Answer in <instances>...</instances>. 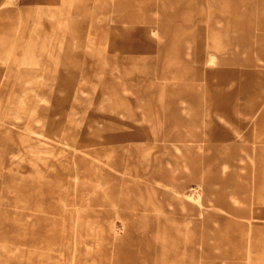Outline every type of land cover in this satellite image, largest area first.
<instances>
[{
  "label": "rangeland",
  "instance_id": "rangeland-1",
  "mask_svg": "<svg viewBox=\"0 0 264 264\" xmlns=\"http://www.w3.org/2000/svg\"><path fill=\"white\" fill-rule=\"evenodd\" d=\"M239 8L241 10L240 5ZM240 10L237 3H231V0H22L14 11L0 15V48L3 49L1 51L4 58L7 57L6 66L0 61V87L12 91L15 77L19 74V65H27L25 62L35 57L34 64L43 69L38 84L40 91L56 96L52 107L60 112L57 113V119L61 120L65 116L64 127L68 128L71 144L83 135L87 137L85 143L90 145L82 149L92 168H97L103 160L106 162L113 157H123L115 170L108 166L97 168L99 173L90 170L92 183L104 184V190L111 192L113 196L119 195L125 205L132 207L130 212L157 215L155 208H161V195L156 189L160 186L150 179H153L151 177L158 168H163V157L176 162L171 155V142L183 144L184 141L178 140L185 135L180 119L175 115L170 117L168 112L164 113V109L161 112L154 110L159 100L171 98L168 92L179 86L188 95L191 96L192 93L190 98L194 100L199 99L208 106L212 102L209 106L212 108L215 107L216 100L221 104L228 102V113L233 102L239 101L235 96L246 93L247 98L254 92L255 78L248 72L252 67L246 60L230 53L232 50H227L235 44L232 37L237 36V32L233 31L231 24ZM216 16L222 18L220 24L214 22ZM148 24L159 28V45H147L145 40L140 42L134 38L132 44L137 47L129 48L126 52L122 49L111 51L110 43L115 35L111 30L112 26H117L120 31L128 28L132 31L128 35L135 36L139 30L144 32L143 28ZM128 35L124 32L121 36ZM181 35H188L187 38L193 40L197 46L196 51L204 52L205 37L208 42L215 43L225 51L221 55L224 64L210 68L208 77L202 76L201 70H194V74L198 76L196 83L201 84V90L195 94V83L177 77L180 51L177 52L178 44L175 42ZM71 42L75 43L74 49L69 46ZM116 43L122 44L118 40ZM115 65L118 70L115 76L102 73L103 68ZM194 65L200 67L202 63ZM190 67L193 68L191 65ZM65 70L66 73L63 72ZM3 72L6 74H2ZM161 74L165 76L160 77ZM21 76V79H29L23 73ZM101 78L107 79L102 82ZM122 84L130 90V95L118 91ZM81 90L85 92L80 93ZM136 100L149 107V119L146 123L137 121L135 109L132 108ZM114 108L121 112H115L119 127L121 124L129 126L127 129L110 128L107 136L118 131L131 132L134 128L141 133L145 132L146 136L135 138L130 143L127 140L103 142L104 138L95 130L102 132V120L105 119L103 115H112ZM68 113L70 116H66ZM196 119L198 136L212 138L223 132L218 125V129H215V125L208 123L207 118L201 122V118L195 115L194 121ZM261 119L256 125L250 122L244 125L247 144L256 141L257 146H264V118ZM169 133L174 135L172 139H169ZM94 142L101 144L92 146L91 143ZM212 143L220 144L213 139L205 142L206 146ZM130 144L135 147V161L131 162L127 159L129 153L125 151ZM66 149L72 151L71 147ZM212 149H207L202 156H192L190 170L202 175L216 192H234L233 195L239 200L233 210L235 213L253 215L254 218L256 215L261 216L264 202H260L259 198L260 194L264 197V153L251 161L246 156L242 160L238 155L221 157L224 148L220 146H213ZM210 154L216 155V158L210 159ZM172 160L168 176L189 177L183 170L179 172L177 168L181 166L180 163L174 166ZM221 163H226L227 166L224 174L218 172ZM2 171H6V168L0 166V173ZM7 178V182L0 181V224L5 223L9 227L4 230L0 227V231H5L0 233V244L3 245L0 264H27L28 255L23 249L22 240L16 238L20 230L15 223L21 219V207L19 202L14 201L17 197L14 188L8 185L13 179ZM81 187L79 189L88 191L92 199H102L104 193L100 187L96 190L91 185ZM3 196L9 197L10 201H2V198L6 199ZM63 199L59 197L57 200L59 209L63 205ZM76 201L75 207L80 206V198ZM253 205L254 208L249 211V207ZM221 208L222 206L207 207L203 224L196 227L193 224L186 226L174 217L159 229L155 220L151 223V220H146L143 216L134 215L137 222H132L133 217L122 218L121 220L131 224L133 236L137 235L136 240L120 246L125 249L121 251L128 258L125 264H220V261L224 264H264V229L260 235L256 234L259 232L257 230L251 236L250 248H246L241 230L242 224L247 220L229 215ZM246 208L247 211L244 210ZM249 220L255 224H264V218ZM116 221L118 223L120 220ZM90 238H94L93 235ZM194 242L200 243L198 250ZM94 244L92 242L87 253L83 248L77 247V253L81 256L86 254L88 258H96L95 255L100 254L101 260L110 258L107 257L105 245L100 252L95 253L99 248L95 249ZM134 245L136 248H133ZM63 246L60 247L61 255H69L71 249L68 251L69 247ZM166 246L168 247L165 249ZM33 258L37 259L38 255Z\"/></svg>",
  "mask_w": 264,
  "mask_h": 264
},
{
  "label": "bare ground",
  "instance_id": "bare-ground-1",
  "mask_svg": "<svg viewBox=\"0 0 264 264\" xmlns=\"http://www.w3.org/2000/svg\"><path fill=\"white\" fill-rule=\"evenodd\" d=\"M21 2L22 0H0V11H2L0 15L14 11V8H17ZM231 3H237L239 10L240 5L241 10L231 24L238 37H232L235 44L227 50H232L230 53L246 60L247 64L252 67L248 72L255 78L254 92L247 98H245L246 93L235 96L239 101L233 102L228 113L226 112L228 102L221 104L216 100L215 107L212 108V106L209 107L212 102H209L208 106L207 103H203L199 99L194 100V98H190L192 93L191 96L188 95L179 86L168 92L171 94V98L166 101H163V98L159 100L154 110L161 112L164 109V113L168 112L170 117L175 115L178 120L180 119V125L184 128L185 135L184 138L178 140V142L184 141L183 144L171 142L173 151L171 155L176 159V162H173L169 157L167 160L164 157L161 158V161L164 162L163 168H158L151 177L153 179H150L160 186L156 189L161 195L159 198L161 208H155L158 212L157 215L130 212L132 207L125 205L119 195L113 196L111 192L104 190V184L92 183L93 180L89 176L90 170L95 171L97 168H104V166L115 170L123 157L121 156V159L113 157L106 162L99 158L98 160L103 163H99L97 168H92L82 149V147L90 145L85 143L87 137L83 135L71 144L72 138L68 134V128L64 127L65 116H62L61 120L57 119V113L60 114V112L55 111L52 107V103L57 99L56 96L40 91L38 84L43 69L34 64L35 57L31 56L32 59L25 62L27 65H19V74L15 77L12 91L0 87V166L6 168V171L0 173V181L1 183L7 182V176L13 179L8 182V185L14 188L13 191L17 194L14 201L19 202L21 207V219L15 223V226L20 230V233L16 234V238L22 240L23 249L28 255L27 264H125L128 258L122 252L125 249L120 246L136 240L137 235L133 236L130 229L131 224L124 222L121 220L122 218H132L134 215L143 216L146 220H151V223L155 220L158 225L157 229H159L174 217L185 223L186 226L193 224L196 227L203 224L207 207L214 206H222L221 209L227 214L247 220L242 224L243 227L240 223L238 226L242 227L246 248H250L251 236L257 230L259 232L256 234L260 235L264 224H255L249 219H263L264 208H261L262 215H256L255 218L253 215L243 216L235 213L233 210L236 209L235 204L239 200L233 195L234 192L231 191L227 194L223 191L216 192L215 189H211V184L201 177L202 175L190 170L192 156L196 154L202 156L207 149H212L213 146L224 148V152L220 154L221 157L238 155L240 160L246 156L249 160L254 161L256 156H261L264 153V146H257L256 141L247 144V131H243L246 123L250 122L256 125L262 120L261 118H264V0H231ZM220 20H222L220 16L214 18L216 24H220ZM143 29L144 32L139 30L138 34L132 36V34L128 35L132 32L130 29L126 28V30L120 31L117 26H112L111 30L115 35L112 36L110 43L111 51L122 49L126 52L129 48L137 47L132 44L134 38L140 42L145 40L147 45H159L161 39L159 28L156 25L148 24ZM124 32H127L128 36H121ZM187 37L188 35L184 37L181 35L175 42L176 45L178 44L177 52L180 51V54L178 53L177 77H183L185 81L195 83L193 91L195 94L201 90V84L196 83L198 76L194 74V70H201L202 76L206 77L210 68L217 67L221 63L224 64L221 55L225 51L217 47L215 43L208 42L206 37L203 39V43L206 44L204 52L196 51L197 46L193 40ZM117 40L122 44L117 45ZM69 46L72 49L76 47L74 42H71ZM1 50L3 49L0 48V61L6 66L7 57L4 58ZM197 62H201L202 66L195 67L194 63ZM115 68L116 65L112 68L110 66L103 68L102 73L115 76L118 74V70ZM22 73L29 79H21ZM164 76L165 74L160 75V77ZM101 79L103 82L107 78ZM115 85L117 84L115 83ZM118 91L130 95L128 94L130 90L123 87V84ZM79 92L84 93L85 91ZM61 99L65 100V98ZM132 108L135 109L137 121L146 123L149 119V107L136 100ZM115 112L121 113L118 108H114L113 113L110 112L112 115H103L105 119L102 120V132L99 129L95 130L96 133L99 131L105 139L103 142L127 140L130 143L135 138L146 136L145 132L141 133L135 128L131 132L127 130V133H119L118 131L107 136V131L110 128L113 130L116 128L127 129L129 126L121 124L119 127ZM195 115L201 118V122L207 118L208 123L215 125V129H218V125L223 132L213 135L212 138L196 135L198 126L196 125L197 119L194 121ZM66 116H70L69 113ZM111 117L114 118V121ZM140 127L146 129L143 126ZM173 137L174 135L169 133V139ZM106 139H110V141ZM212 139L219 141L220 144L213 145L212 143L206 146L205 142ZM99 144L101 142L91 143L92 146ZM67 147H71L72 151H68ZM134 149V145L126 146L125 151L129 153L127 155L129 162L135 161L133 159ZM211 154L208 156L210 159L216 158V155ZM93 158L96 159V157ZM170 159L174 166L180 163L181 166L177 169L179 172L183 170V173L189 177L170 178L167 174L171 171L169 170ZM226 167V163H221L218 172L224 174ZM96 172L99 173L98 170ZM153 176L159 179H155ZM87 185L94 186V190L97 187L101 188L104 194L100 201L92 199L88 191L84 190L83 192L79 189L81 186L86 187ZM227 195H229L228 198ZM3 197L6 199L2 198V201H10L9 197ZM59 197L64 198L61 209L58 207ZM77 198H80L81 205L75 207ZM259 200L264 202V197L261 194ZM4 205H6L5 202ZM253 208L254 205L249 207V211ZM136 216L132 218V222H137ZM115 220L120 221L117 223ZM0 227L3 230L9 229L5 223L0 224ZM3 232L5 231H0L1 234ZM91 235L94 238H90ZM92 242L95 243L94 246L96 245L95 249L99 248L95 253L100 252L101 247L105 245L108 252L107 257L110 258L101 260L100 254H97L96 258L89 255L91 259L86 257V254L81 256L77 253V247L83 248L87 253L91 249ZM194 244L197 245L198 250L200 243L194 242ZM136 245L133 248H136ZM61 246L69 247L68 251L71 249L69 255H61ZM2 249L3 245L0 244V250ZM36 255L38 258L34 259L33 257ZM219 263L224 264L221 261Z\"/></svg>",
  "mask_w": 264,
  "mask_h": 264
}]
</instances>
